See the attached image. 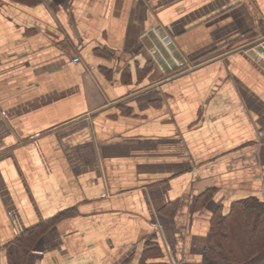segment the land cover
I'll return each mask as SVG.
<instances>
[{
  "label": "crops",
  "instance_id": "obj_1",
  "mask_svg": "<svg viewBox=\"0 0 264 264\" xmlns=\"http://www.w3.org/2000/svg\"><path fill=\"white\" fill-rule=\"evenodd\" d=\"M250 197L264 0H0V264H264L209 253Z\"/></svg>",
  "mask_w": 264,
  "mask_h": 264
},
{
  "label": "trees",
  "instance_id": "obj_2",
  "mask_svg": "<svg viewBox=\"0 0 264 264\" xmlns=\"http://www.w3.org/2000/svg\"><path fill=\"white\" fill-rule=\"evenodd\" d=\"M206 197V196H205ZM264 249V203L242 199L226 215L217 213L210 222L209 253L214 258L243 262Z\"/></svg>",
  "mask_w": 264,
  "mask_h": 264
},
{
  "label": "built area",
  "instance_id": "obj_3",
  "mask_svg": "<svg viewBox=\"0 0 264 264\" xmlns=\"http://www.w3.org/2000/svg\"><path fill=\"white\" fill-rule=\"evenodd\" d=\"M160 39L165 46H169L171 44V39L168 36H162Z\"/></svg>",
  "mask_w": 264,
  "mask_h": 264
}]
</instances>
